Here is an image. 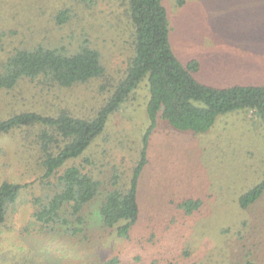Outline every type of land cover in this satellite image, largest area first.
Instances as JSON below:
<instances>
[{
  "label": "rangeland",
  "instance_id": "rangeland-1",
  "mask_svg": "<svg viewBox=\"0 0 264 264\" xmlns=\"http://www.w3.org/2000/svg\"><path fill=\"white\" fill-rule=\"evenodd\" d=\"M170 42L197 79L220 88L264 86V0H163ZM127 0H0V75L21 50L40 46L101 54L106 74L72 88L23 78L0 88V122L26 113L94 119L123 80L133 55ZM147 81L110 116L104 133L79 159L102 185L84 210L83 232L48 233L35 200L53 189L43 178L39 126L0 134V187L24 186L0 226V264H264V194L247 209L241 198L264 179V127L253 112L217 118L205 134L160 121L148 133ZM148 133V164L139 182L140 219L128 239L101 224L111 180L128 182ZM55 183L56 179H52ZM66 215V214H65Z\"/></svg>",
  "mask_w": 264,
  "mask_h": 264
},
{
  "label": "trees",
  "instance_id": "trees-1",
  "mask_svg": "<svg viewBox=\"0 0 264 264\" xmlns=\"http://www.w3.org/2000/svg\"><path fill=\"white\" fill-rule=\"evenodd\" d=\"M127 16L134 31L133 55L127 72L107 103L94 119L74 117L66 112L58 116L26 113L0 122V134L26 127L41 128L40 149L43 178L53 189L46 200L34 202V218L41 230L55 233L65 231L71 236L83 232L85 208L96 199L102 185L81 168L72 166L62 175L65 164L81 158L101 136L110 116L118 113L131 95L147 81L149 92L148 116L153 132L162 120L183 131L205 134L219 116L235 111L253 112L264 127V86L215 87L201 83L196 75L197 61L183 63L175 55L170 42L168 13L163 0H127ZM106 68L98 50L85 46L74 54L47 47L18 51L0 75V88L12 89L21 79L61 88H72L104 77ZM148 133L144 139L141 160L128 182L111 180L100 207L101 224L114 231L118 238L128 239L140 219L138 201L141 174L148 164L146 151ZM56 179L53 183L52 179ZM24 186L4 183L0 187V226L6 221L9 209L18 201ZM264 194V179L241 198V207L249 208ZM66 214V215H65ZM111 260L106 264H116Z\"/></svg>",
  "mask_w": 264,
  "mask_h": 264
}]
</instances>
